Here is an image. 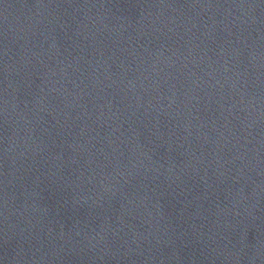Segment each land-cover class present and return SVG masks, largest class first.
<instances>
[{"label":"water","instance_id":"water-1","mask_svg":"<svg viewBox=\"0 0 264 264\" xmlns=\"http://www.w3.org/2000/svg\"><path fill=\"white\" fill-rule=\"evenodd\" d=\"M0 264H133L93 150L60 0H0Z\"/></svg>","mask_w":264,"mask_h":264}]
</instances>
